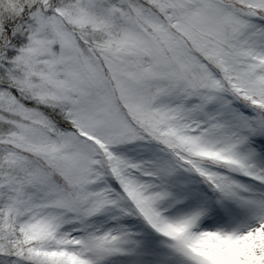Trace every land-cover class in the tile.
Here are the masks:
<instances>
[{"label": "snow or ice", "instance_id": "obj_1", "mask_svg": "<svg viewBox=\"0 0 264 264\" xmlns=\"http://www.w3.org/2000/svg\"><path fill=\"white\" fill-rule=\"evenodd\" d=\"M0 264H264V0H0Z\"/></svg>", "mask_w": 264, "mask_h": 264}]
</instances>
